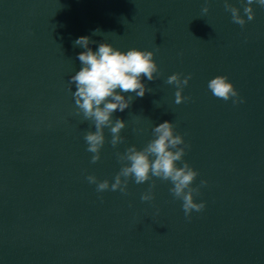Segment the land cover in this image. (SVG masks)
Segmentation results:
<instances>
[{
    "label": "water",
    "instance_id": "water-1",
    "mask_svg": "<svg viewBox=\"0 0 264 264\" xmlns=\"http://www.w3.org/2000/svg\"><path fill=\"white\" fill-rule=\"evenodd\" d=\"M202 7L203 0H0V264H260L254 20L233 24L223 0H211L203 16ZM81 36L96 41L93 51L101 42L153 51L159 66L157 80L142 79L153 91L114 113L126 121L125 142L113 148L106 128L96 164L83 138L94 126L75 115V86L69 90ZM173 73L191 74L183 91L191 99L179 105L166 83ZM218 75L244 103L212 95L208 81ZM165 121L190 145L184 160L199 173L193 187L208 181L196 196L206 207L190 218L169 182L153 178L155 198L141 201L151 181H130L122 194L98 193L86 180L112 182L121 167L115 153L143 148Z\"/></svg>",
    "mask_w": 264,
    "mask_h": 264
},
{
    "label": "clouds",
    "instance_id": "clouds-1",
    "mask_svg": "<svg viewBox=\"0 0 264 264\" xmlns=\"http://www.w3.org/2000/svg\"><path fill=\"white\" fill-rule=\"evenodd\" d=\"M211 0H203L201 15L209 12ZM224 9L230 13L233 24L244 28L247 23L255 20L254 5L264 8V0H239L241 7H237L232 0H223ZM242 8V11H241ZM100 32L94 30L93 35ZM96 43L88 36H81L74 41V46L84 49L77 56L81 68L69 78V90L75 86L73 99L75 115L82 116L81 123L91 122L93 130L84 133L86 151L91 153V163L96 164L101 159V150L106 143L105 129L111 134L110 144L113 148L125 142L121 132L127 127L126 121L114 113L128 109L135 97L143 98L146 93L152 92L142 79L155 81L158 79L159 66L154 59L155 53L150 50L131 48L121 51L108 42H101L93 51L90 44ZM191 74L183 76L173 73L167 77L166 83L174 85L175 103L177 105L191 99L183 95L184 88L189 84ZM209 91L217 99L225 102L231 100L233 105L244 103L238 90L229 81L227 76L218 75L208 81ZM134 93L133 95H128ZM127 94V95H126ZM154 104L159 107L158 101ZM153 138L143 147L135 145L127 147L123 152H116L120 170L113 181L99 180L95 175L86 176L89 184L96 186L98 193L106 191L127 194L129 182L142 185L151 181L148 189L141 194V201H151L156 187L155 180L169 182L172 196L182 202V210L186 218L193 212H202L205 202H197L201 188L207 186V180L193 187L199 173L184 160L189 149L184 136L178 134L173 122L165 121L152 128ZM182 164V166H180Z\"/></svg>",
    "mask_w": 264,
    "mask_h": 264
}]
</instances>
